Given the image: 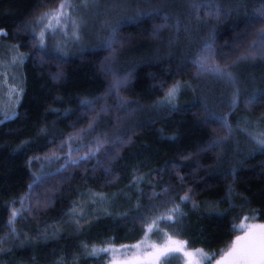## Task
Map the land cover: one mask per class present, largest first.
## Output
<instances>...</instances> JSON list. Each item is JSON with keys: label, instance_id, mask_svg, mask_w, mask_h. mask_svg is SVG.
<instances>
[{"label": "trees", "instance_id": "16d2710c", "mask_svg": "<svg viewBox=\"0 0 264 264\" xmlns=\"http://www.w3.org/2000/svg\"><path fill=\"white\" fill-rule=\"evenodd\" d=\"M80 2L0 0L18 100L0 114V264H109L146 236L220 257L264 223V0ZM61 4L65 31L44 29Z\"/></svg>", "mask_w": 264, "mask_h": 264}, {"label": "rangeland", "instance_id": "374dc122", "mask_svg": "<svg viewBox=\"0 0 264 264\" xmlns=\"http://www.w3.org/2000/svg\"><path fill=\"white\" fill-rule=\"evenodd\" d=\"M95 3H97V0H81V2H80L81 6L86 10H90L89 8H92L93 5H95ZM85 16L86 15H84V18H85ZM93 16L95 17L97 15H93ZM102 18H103V16H101V19ZM50 19L52 20V26H53L52 28L53 29H58L57 31H62V33H63V31H65L64 28L66 25L62 24V23H65V20H67L66 15L64 16V18L62 20H59V23H53L56 20L52 16H50L44 25V29H46V26L49 27L48 23H49ZM88 21H91L93 23V18H91V16H88L87 22ZM101 24H106V22L102 21V20H100L98 22L94 21V26H96V27H100ZM52 28H51V30H52ZM101 28H103V26ZM41 33H43V32H41ZM40 43H41V45L44 44L43 35L40 36ZM55 46H56V50H57V54H58L60 52L59 51L60 48H62V46H63L62 42L61 41L56 42ZM55 54H56V52H55ZM10 64H11V61H10ZM196 67H198V73L202 74L200 72L201 71L200 65H197ZM9 71H11V70H9ZM6 75L7 74L3 75L0 73V114L3 116L11 115L13 112L9 113V111H10L11 107L14 106L18 101L17 97L14 98L16 96L14 93V91H15L14 85H12V82H10V80L7 78ZM8 76L11 77V74ZM112 90H114V88H112ZM17 104H16V106H17ZM2 118H4V117H2ZM260 135H261V133H260ZM262 135H264V134L262 133ZM117 143H118V141H113L112 145L114 146ZM49 161H51V160H46L47 164L50 163ZM44 164H46V163H44ZM33 205L35 207H39L42 205V203L38 200V198L35 197V201H34ZM250 224L260 225V224H264V223L251 222ZM245 232H246V229L239 236L244 237ZM237 237L235 238L234 243L231 245V247L229 249H227L220 257L212 259V255L205 252L202 249H199V248L198 249H192V250L186 249L184 242L179 240V239L167 237L163 241L160 242L161 244L160 243L154 244L150 241L151 240L150 237L146 236L145 238H149V239H145L140 244H137V245H139V247L112 248L111 249L112 259L109 262V264H152L153 258H152V256L148 255V253L156 252L158 249H161L162 246H167L168 248L172 249V250L168 251L167 257H171L170 259H171V262H173V263L176 262V259L174 260L173 257L175 255H178L182 259V264H229L230 257L227 255V253L229 252L230 249L233 248L234 245L237 244ZM175 241H179L180 243L179 244L174 243ZM177 248L179 249L178 251L176 250ZM167 257H161L160 264H165V259Z\"/></svg>", "mask_w": 264, "mask_h": 264}, {"label": "snow or ice", "instance_id": "6c2138e0", "mask_svg": "<svg viewBox=\"0 0 264 264\" xmlns=\"http://www.w3.org/2000/svg\"><path fill=\"white\" fill-rule=\"evenodd\" d=\"M69 7L67 4H61L59 9L52 14L46 13L45 16L51 15L56 23H59V15L61 11ZM48 26H52V20H49ZM43 35V33H41ZM176 89L173 88L169 91L168 95L173 96ZM264 144V141H260ZM174 243L179 244V241ZM133 247H139V245H133ZM172 249L167 246H162L156 252L148 253L152 256V264H160L161 257H167L168 251ZM179 250L178 248L176 249ZM227 255L230 257L229 264H264V224L260 225H247L245 236L237 237V244L229 250Z\"/></svg>", "mask_w": 264, "mask_h": 264}]
</instances>
